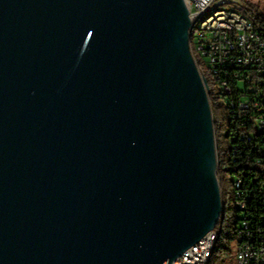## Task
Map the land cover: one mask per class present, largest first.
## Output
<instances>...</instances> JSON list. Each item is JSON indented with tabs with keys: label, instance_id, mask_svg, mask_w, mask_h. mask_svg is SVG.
<instances>
[{
	"label": "water",
	"instance_id": "1",
	"mask_svg": "<svg viewBox=\"0 0 264 264\" xmlns=\"http://www.w3.org/2000/svg\"><path fill=\"white\" fill-rule=\"evenodd\" d=\"M189 27L184 0H0V264H171L222 220Z\"/></svg>",
	"mask_w": 264,
	"mask_h": 264
},
{
	"label": "built area",
	"instance_id": "2",
	"mask_svg": "<svg viewBox=\"0 0 264 264\" xmlns=\"http://www.w3.org/2000/svg\"><path fill=\"white\" fill-rule=\"evenodd\" d=\"M184 1L190 18V47L198 48L209 61L215 62V72L224 81V92L234 91L231 79L244 89L246 80L242 72L250 68L255 72L246 74L247 79H258L264 87V0ZM256 5L257 16H253ZM250 88L258 96L253 105L259 110L263 89L255 83ZM251 105L248 99L239 102L242 111L249 110ZM253 120L264 130V113ZM240 130L245 132L247 126L241 125ZM241 183L238 179V186ZM239 205L241 210L246 208L244 202ZM216 228L217 225L171 264H202ZM233 249V264H264V228H253L247 218L241 219Z\"/></svg>",
	"mask_w": 264,
	"mask_h": 264
},
{
	"label": "trees",
	"instance_id": "3",
	"mask_svg": "<svg viewBox=\"0 0 264 264\" xmlns=\"http://www.w3.org/2000/svg\"><path fill=\"white\" fill-rule=\"evenodd\" d=\"M257 7L258 5L252 11L253 16H257ZM202 64L203 62L198 59L200 72L202 75L205 74L204 77L209 85L208 92L218 144V177L224 198L222 220L219 224L220 236L210 264H232L233 242L238 234L240 220L247 218L253 228H264V130L259 129L253 120L264 113V97L260 98L258 110L253 105L258 96H255L254 90L250 88L255 83L264 92V87L258 79L255 81L247 79L246 74L255 72L250 68L242 72L246 80L245 88H239L236 80L231 79L229 82L234 91L231 94L225 93L219 87L221 81L207 74ZM247 99L252 105L249 110L242 111L239 102ZM243 124L247 126L245 132L240 130ZM227 126L229 130L228 134H225L224 130ZM226 141L229 143L228 150L225 147ZM228 172L234 175L233 192L229 199L224 190ZM238 179L242 180L240 186H238ZM240 202L246 204L244 210L240 209Z\"/></svg>",
	"mask_w": 264,
	"mask_h": 264
},
{
	"label": "bare ground",
	"instance_id": "4",
	"mask_svg": "<svg viewBox=\"0 0 264 264\" xmlns=\"http://www.w3.org/2000/svg\"><path fill=\"white\" fill-rule=\"evenodd\" d=\"M190 49L192 51V54H193L197 64H198V59H200L203 62L202 65L204 66L207 74H209L212 78L217 77L221 81V84H220L219 87H221V89L224 91V81H223V79L218 77V73L215 72V62L214 61H209L208 58L205 59L206 55H203V52L200 51L198 48L190 47ZM225 93H227V92H225ZM220 220L221 219H219V221L217 223V228L214 229V235H213V238H211V243H208V249H206V256H205V259H203V263L202 264H210L211 258H212L213 254H214V251H215V248L217 246V242H218L219 236H220V229H219L220 228V225H219L220 224ZM236 236H238V234Z\"/></svg>",
	"mask_w": 264,
	"mask_h": 264
},
{
	"label": "rangeland",
	"instance_id": "5",
	"mask_svg": "<svg viewBox=\"0 0 264 264\" xmlns=\"http://www.w3.org/2000/svg\"><path fill=\"white\" fill-rule=\"evenodd\" d=\"M205 59H207V58L205 57ZM222 102L226 105V102L223 99H222ZM224 110H226V109H224ZM228 130H229V127L227 126L226 129L224 130V133L228 134ZM225 147H226V150H228L229 143L227 141L225 143ZM233 179H234V175L232 173L228 172L226 174V180H225V184H224V190L226 192L227 199H229L230 194H232V192H233V184H232ZM233 247H234V242H233ZM233 253H234V249H233ZM232 264H233V260H232Z\"/></svg>",
	"mask_w": 264,
	"mask_h": 264
}]
</instances>
